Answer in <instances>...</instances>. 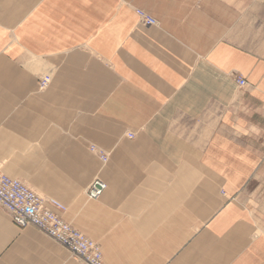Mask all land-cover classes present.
Listing matches in <instances>:
<instances>
[{"label": "crops", "instance_id": "1", "mask_svg": "<svg viewBox=\"0 0 264 264\" xmlns=\"http://www.w3.org/2000/svg\"><path fill=\"white\" fill-rule=\"evenodd\" d=\"M0 171L104 264H264V0H0ZM0 264L83 263L0 208Z\"/></svg>", "mask_w": 264, "mask_h": 264}, {"label": "built area", "instance_id": "2", "mask_svg": "<svg viewBox=\"0 0 264 264\" xmlns=\"http://www.w3.org/2000/svg\"><path fill=\"white\" fill-rule=\"evenodd\" d=\"M139 22L151 27L156 20L141 10H136ZM239 87L245 86L242 78H236ZM45 80L40 81L39 89L47 87ZM132 138V136H128ZM90 152L105 163L106 156L94 146ZM106 189V184L95 178L86 189L89 200H98ZM0 208L7 213L10 220L19 228L32 227L59 246L67 250L83 264H104L100 246L84 234L65 223L55 211L65 212L66 208L52 198L43 197L16 179L7 177L0 171Z\"/></svg>", "mask_w": 264, "mask_h": 264}, {"label": "bare ground", "instance_id": "3", "mask_svg": "<svg viewBox=\"0 0 264 264\" xmlns=\"http://www.w3.org/2000/svg\"><path fill=\"white\" fill-rule=\"evenodd\" d=\"M95 147V146H94ZM96 148V147H95ZM97 150H98V148H96ZM99 151H101V150H99ZM103 152V151H102ZM104 153V152H103ZM104 155H105V153H104ZM106 156V155H105ZM106 160H107V157H106ZM106 190V189H105ZM55 200V199H54ZM58 202V201H57ZM61 204V203H60ZM62 205V204H61Z\"/></svg>", "mask_w": 264, "mask_h": 264}]
</instances>
